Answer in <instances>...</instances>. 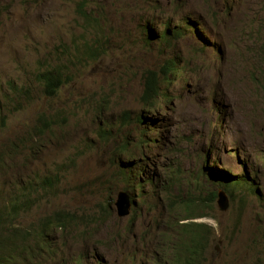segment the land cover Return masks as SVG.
I'll return each mask as SVG.
<instances>
[{
    "label": "clouds",
    "instance_id": "obj_1",
    "mask_svg": "<svg viewBox=\"0 0 264 264\" xmlns=\"http://www.w3.org/2000/svg\"><path fill=\"white\" fill-rule=\"evenodd\" d=\"M24 1L23 11L28 13L24 19L41 7H53L49 4L52 1L57 14L66 11L62 6L55 8L58 0ZM220 1L227 17L232 11H239L240 0ZM0 3L1 14H8V10L10 13L19 11L16 5L8 8L10 0H0ZM192 8H187L183 0H177L172 11L163 3L150 8L135 5L130 10L132 18L140 15L146 43L157 41L170 52L159 66L146 69L144 88L134 110L116 106L113 98L103 95L102 90H97L95 99L103 111L90 107L86 97L77 103V113L89 111L90 114L94 110L98 121L120 110L123 122L130 124L140 137L136 141L123 133V124L114 134L113 127H106V122L100 126L98 137L108 146L106 162L111 169L99 193L95 189L82 190L81 184L75 185L74 181L72 184L70 172L83 171L79 167L82 162L79 155H73L68 164L56 167L42 179H35L36 175L53 166L48 155L42 157L40 163L48 161L46 166L30 167L39 153L46 151L44 142L55 143L60 132L65 137L73 118L81 113L76 116L72 111L60 114L43 111L38 121L30 119L35 126L31 134L13 135L3 145L0 180H3L2 175L14 177L8 183L0 181L3 201L0 228L21 231L28 235V240L0 242V264H203L205 253L211 249L215 238L223 240L226 236L234 237V241L245 246L244 254L232 255L264 263V256L256 246L264 229V171L253 163L238 139L220 152L223 165H219V157L214 156L215 140L222 124L227 128L235 118L248 124V129L253 130L264 145V0H246L241 8L245 22L239 31L248 36L254 59L252 62L231 59L236 67L232 89L219 85V74L231 46L208 33L205 25L194 19ZM72 15L81 31L77 40H69L66 50L79 43L82 50L78 61L86 60L93 68L104 56L112 55L107 51L113 42L112 27L121 23H102L93 0H76ZM165 15L168 18L159 19ZM10 20L12 18L5 19ZM126 20L123 23H127ZM26 23L23 20L20 26ZM184 39L194 41L192 52L186 55L175 50ZM117 40L125 49V39L118 37ZM137 48L138 52L142 51L139 44ZM102 68L95 71L102 73ZM68 70L69 63L60 61L38 72L35 87L42 88L40 99L51 100L64 88L78 87ZM89 76L91 80L98 77L94 73ZM204 84L210 89L207 92L210 105L187 121V132L182 135L179 127L187 117L180 122V104L189 101L190 98H184L185 94L202 97L206 90L202 87ZM17 86L10 82L9 88L15 97ZM30 89L27 85L26 90ZM3 98L14 101L8 93ZM141 126H145V132ZM192 156L202 163L200 172L181 165L180 159ZM18 157L20 162H16ZM261 163L264 166V154ZM18 164L26 173L23 181L16 177L22 171L15 170ZM144 168L149 170L146 175ZM77 199L85 203L77 206L74 202ZM55 200L74 206L61 205L64 208L58 207L55 211ZM108 204H111L109 210ZM47 206L52 208L47 209ZM133 211L135 214L128 227L120 235ZM106 212L109 214L103 220ZM102 224L108 233L94 247L74 246L70 250L65 242L57 240L75 232L73 240L87 244L84 231L80 229Z\"/></svg>",
    "mask_w": 264,
    "mask_h": 264
},
{
    "label": "rangeland",
    "instance_id": "obj_2",
    "mask_svg": "<svg viewBox=\"0 0 264 264\" xmlns=\"http://www.w3.org/2000/svg\"><path fill=\"white\" fill-rule=\"evenodd\" d=\"M40 1L43 2L44 0ZM75 1H56L55 8L62 6L66 10L63 14H57L54 9V1L49 3L47 0L46 2L53 5V7H41L31 13L27 19H24L28 15L27 12L23 11L22 4L25 2L24 0H10L8 8L16 5L19 7V11L10 13V10H8V14H1L2 10L0 9V150L13 135L19 137L23 134H31L35 126L30 119L38 121L43 111L47 113L59 112V114L72 111L78 116L81 112L77 113V103L84 100L85 97L90 102V107L94 106V110H100L101 105L97 104L95 99L98 94L97 90H102L104 91L103 95L107 94V97L113 98L116 106L129 107L134 110L133 107L137 104V97L144 88L146 69L159 66L165 58L169 57V50L163 49L157 41L153 44L146 43L144 39L146 32L140 27V15L132 18L130 10L135 5L150 8L154 4L163 3L169 11H172L177 0H129V2L93 0L94 6L100 12L102 23L112 25L121 23L112 27L114 31V33L111 32L113 42L107 49L112 55L104 56L94 65V69L90 67L89 62L86 60L83 62L78 61L82 50L79 43H76L75 47L72 46L66 50L69 40H77L79 38L78 33L81 31L79 24L73 20L72 7ZM183 2L187 8L193 6L194 19L199 23L202 22L208 33L213 35L217 41H222L223 44L231 46L227 49L229 52L228 60L222 65L223 68L219 74V85L228 86L232 89L236 67L231 59L238 58L240 61L246 59L248 62H252L254 59L251 52L253 46L248 42V36L241 34L239 31L240 26L245 22V16H243L241 8L245 6L246 0H240L238 2L239 11H232L229 17L223 14L220 0H183ZM129 15L131 17L126 20ZM11 18L12 20L9 22L5 21V19L9 20ZM166 18H168L167 15L159 17L161 20ZM23 20L27 23L20 26ZM125 20L127 23H123ZM118 37L125 39V49L121 48L124 44L119 45ZM197 39L195 38V41L198 42ZM58 42H60L59 46ZM138 44L142 48L141 52H138ZM193 47L194 41L184 39L175 50L186 55L192 52ZM59 48L63 50H57ZM60 61L69 63L70 70L67 73L74 76L78 87L64 88L57 97L51 100L40 99L42 88L35 87L38 72L50 63L57 64ZM95 68H102V73L95 71ZM91 73L98 75V77L91 80L89 76ZM235 75L238 76V73H235ZM10 82L21 85V89L24 88V91L19 92V95L15 97L13 91L9 88ZM27 85L31 88L29 91L26 90ZM202 87L206 88L202 97L197 94H185L184 98L190 99L189 101L184 100L180 104L182 109L180 111L182 115L179 117L180 122H183L187 117L186 121L179 127L182 135L187 132L185 128L187 121L199 114L202 108H208L210 105L207 100V92L210 89L206 84ZM7 93L14 101H5L3 96ZM16 103L18 104L16 105ZM94 110L90 114L88 111L85 114L81 113L77 118H73V124L65 137H62L60 132L58 135L59 140H55V143L44 142L46 151L40 152L39 158L31 162L30 167L40 169L46 166L48 161L43 164L40 163L41 158L47 155L53 166L43 170L38 175H46L45 177H47L55 171L56 167H64L65 164H68L73 155L76 154L81 156L82 162L79 167L83 171L78 170L76 174L70 172L72 184L73 181L75 185L81 184L82 190L85 191L94 189L98 193L101 191L111 168L109 165L107 166L106 162L108 146L101 142L98 137L97 131H99L100 126L106 122V127H113H111V131L114 134L115 130L123 124V133H127L136 141L140 137L130 124L123 122L120 110L100 121H98L99 118L95 115ZM101 110L103 111V109ZM174 118H176V115ZM132 122H135L134 117H132ZM222 127L215 140L217 152L214 156L219 157V165H223V156L221 158L220 154L222 149H226L228 143L238 139L248 150L253 163L264 171V166L261 163L264 145L254 136L253 130L248 129V124H243L239 118H235L229 127H224V124H222ZM141 129L145 132V126H141ZM109 139L113 140V137L110 136ZM199 149L200 147L197 150ZM23 160H25V155ZM20 161L19 157L16 158V162ZM180 163L183 167L192 169L195 172H200L202 167V163L195 156L180 159ZM207 163L208 157L205 165ZM15 170L21 171L22 167L18 164ZM148 172L149 170L146 169L145 175ZM25 174L22 170L16 174V177L23 181L26 179ZM2 177L3 180L0 181L8 183L14 176L4 178V175H2ZM97 182L100 184L97 185ZM74 202L77 206L85 203L82 199H77ZM2 203L3 201L0 199V209L3 208ZM61 205H71L72 208L74 206L72 203L69 204L63 200H55V207L53 208H55V211L58 207L64 208ZM84 206L86 205L84 204ZM46 208L52 207L47 206ZM221 223L223 224V220ZM81 231H84L83 236L87 239V244L74 241L75 232L66 234L64 239L57 237V240H62L70 250H73L74 246L85 247L90 245V247H94L108 233V229L103 224L90 225L87 229L81 228ZM228 239V236L223 240L216 237L211 249L205 253L203 264H264L260 263V260L253 262L244 256L235 257L232 255L234 253L244 254L245 246L238 241H234V237H231L229 241ZM256 246L264 256V229L261 240Z\"/></svg>",
    "mask_w": 264,
    "mask_h": 264
},
{
    "label": "trees",
    "instance_id": "obj_3",
    "mask_svg": "<svg viewBox=\"0 0 264 264\" xmlns=\"http://www.w3.org/2000/svg\"><path fill=\"white\" fill-rule=\"evenodd\" d=\"M14 90L15 92L17 91V96H18L19 92L23 91V88L21 89V85H18L17 88L15 87ZM23 191H25V189H23ZM18 239H21L22 241L26 242L28 240V235L18 230L9 231V230L0 228V242H15Z\"/></svg>",
    "mask_w": 264,
    "mask_h": 264
},
{
    "label": "bare ground",
    "instance_id": "obj_4",
    "mask_svg": "<svg viewBox=\"0 0 264 264\" xmlns=\"http://www.w3.org/2000/svg\"><path fill=\"white\" fill-rule=\"evenodd\" d=\"M191 81V78L189 79V82ZM211 168V167H210ZM146 169L147 168H144V174H145V172H146ZM213 170V169H212ZM215 171V170H214ZM215 172H218V171H215ZM45 176L46 175H36V178L35 179H42V178H45ZM111 195H113V191H111ZM109 203H111V200H110V202ZM111 208V204H108L107 205V210H109ZM177 214H179V211H175ZM109 213L108 212H106L105 214H104V216H103V220L105 219V217L108 215ZM135 214V211H133V213L131 214V216H130V219H128V221H127V223H126V225L124 226V228H123V230H122V232L120 233V235H122L123 233H124V231H125V229L128 227V225H129V223H130V221H131V218L133 217V215ZM151 235V233L149 232V236Z\"/></svg>",
    "mask_w": 264,
    "mask_h": 264
},
{
    "label": "water",
    "instance_id": "obj_5",
    "mask_svg": "<svg viewBox=\"0 0 264 264\" xmlns=\"http://www.w3.org/2000/svg\"><path fill=\"white\" fill-rule=\"evenodd\" d=\"M120 211H123V212H124V209H123V207H120Z\"/></svg>",
    "mask_w": 264,
    "mask_h": 264
}]
</instances>
